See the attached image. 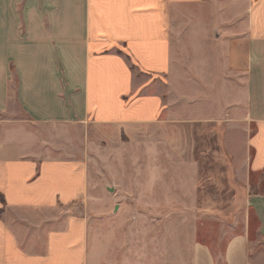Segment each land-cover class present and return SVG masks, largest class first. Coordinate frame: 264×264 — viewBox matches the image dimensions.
I'll use <instances>...</instances> for the list:
<instances>
[{"label": "crops", "instance_id": "crops-1", "mask_svg": "<svg viewBox=\"0 0 264 264\" xmlns=\"http://www.w3.org/2000/svg\"><path fill=\"white\" fill-rule=\"evenodd\" d=\"M226 111L257 128L264 174V0H0V264H174L154 225L142 256L127 211L169 186H93L87 130L166 137ZM247 204L257 241L248 223L189 264H264V195Z\"/></svg>", "mask_w": 264, "mask_h": 264}, {"label": "rangeland", "instance_id": "rangeland-1", "mask_svg": "<svg viewBox=\"0 0 264 264\" xmlns=\"http://www.w3.org/2000/svg\"><path fill=\"white\" fill-rule=\"evenodd\" d=\"M14 87L12 82V101ZM212 102L211 98L207 104L210 109ZM230 114L222 112L203 125L172 128L166 137L154 125L132 134L121 133L111 141L95 129L87 130L85 146L89 148L93 186L100 185L108 193L117 183L147 189L156 180L169 186L165 192L143 191L142 201L127 208L130 226L140 230L143 257L148 254L145 241L152 225L160 232L161 243L165 232L170 234L174 264H189L195 244L216 247L220 252L225 240L242 233L248 223L257 241L256 218L247 204L249 196L264 195V174L248 171L249 158L254 154L250 149L247 154L248 141L257 128L254 124L231 123ZM77 148H84L82 140ZM154 199L156 206L150 205Z\"/></svg>", "mask_w": 264, "mask_h": 264}]
</instances>
